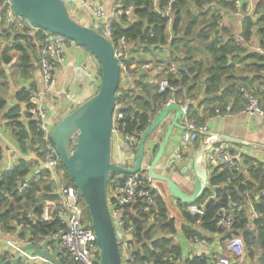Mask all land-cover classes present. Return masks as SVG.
I'll use <instances>...</instances> for the list:
<instances>
[{
	"label": "trees",
	"instance_id": "obj_1",
	"mask_svg": "<svg viewBox=\"0 0 264 264\" xmlns=\"http://www.w3.org/2000/svg\"><path fill=\"white\" fill-rule=\"evenodd\" d=\"M166 1L162 0L158 8L160 9ZM118 3L124 8L133 6L134 20L132 23H127L126 18H119L113 23L114 43L124 40L128 49L133 51L150 50L151 47L162 50L164 53L165 50L168 51L169 59L178 67V74L170 77L169 80L171 84H181L182 94L189 99L195 98L197 86L200 83L204 86L203 99L197 104L194 102L188 108L190 118L202 124L205 122L204 112L211 113L214 108L223 106L228 99H233L238 104L240 86L255 90L262 99L264 58L245 46H236L234 36L230 35L228 28L220 25L218 8L231 10L232 3L224 0H174L170 25L155 11L152 0H118ZM254 9L253 17L247 16L243 19L242 37L249 45L256 35L260 46L264 48V0H255ZM7 32H3L1 38L6 42V46L10 47L2 48L0 64H10L13 59L10 53H16L19 68L23 72L31 70L32 57L27 48L32 45L31 40L24 33L11 30ZM222 36H227V39L221 41ZM100 74V67H98L97 75L100 76ZM3 75L4 72L0 69V77ZM137 85L142 90L141 94L131 99L127 107L122 110L126 131L136 136L145 131L169 96L168 93L158 94L157 85L149 83L146 78L140 79ZM119 94L121 97H116V101L123 98L122 92L118 90L117 95ZM16 98L18 101L26 100V90H20ZM3 107L4 102L0 99V108L3 109ZM18 114L19 107L16 106L5 111L3 118L13 129L17 146L25 151L30 144L34 143L35 126L33 122L24 124L19 121ZM204 137L200 136L197 145L203 143ZM75 141L76 138L71 142V149L75 148ZM37 154L41 153L37 152ZM2 157L3 152L0 148V164ZM247 167L248 176L246 177L242 168ZM262 167L250 159L243 158V163L238 169L213 168L209 185L218 188L214 189V194L208 190L205 191L196 202L198 206L204 204L205 209L204 215L200 217L198 228L193 227L197 217L189 216L184 212L187 206L179 202L177 205L182 212L178 225L177 219L168 217V211L162 199H157L153 205H147V210L142 202H136L126 208L121 215V220L124 228L130 225L135 229L132 254L134 262L178 264L181 248L174 243V236L178 231L180 230L189 241L194 238L202 239L204 232L222 235L216 226L217 215L221 209L230 210L234 205L231 231L242 238L246 247L254 248L250 251L251 255L257 253L259 242L260 263L264 264V221L254 222L253 232H245L249 226L244 210H239L245 206L247 198H251L255 192L253 183L261 182ZM60 170L64 181L73 183L62 165ZM29 174L30 166L25 160H19L8 171L0 170V231L8 234L15 233L23 242L37 244L42 243L49 234L60 227L58 221L51 222L49 226L41 222L44 205L47 202H56L57 196L53 193L51 183L46 179L48 173L32 177L27 182V188L20 192L19 188ZM113 176L114 174H111L109 180ZM211 195L215 197L209 200ZM256 210L262 212V204L257 206ZM84 217L90 223L87 207L84 210ZM20 224L24 226L21 229L18 227ZM157 231H161L162 236L154 239ZM225 238L229 236L222 235V239ZM0 264L26 263L20 258L12 261L7 253H0ZM187 264H207V260L194 257Z\"/></svg>",
	"mask_w": 264,
	"mask_h": 264
},
{
	"label": "built area",
	"instance_id": "obj_2",
	"mask_svg": "<svg viewBox=\"0 0 264 264\" xmlns=\"http://www.w3.org/2000/svg\"><path fill=\"white\" fill-rule=\"evenodd\" d=\"M61 1L68 15L74 21L78 22L80 16H82L83 21H85V17L88 19L91 25L89 27L99 26L98 33L111 42L115 57L118 60L120 69L118 90L120 92H126L124 94L122 93L123 98L116 101L113 114L112 163L114 165L122 168L133 167L139 144V136L141 134L136 136L126 131V124L124 123L125 116L122 110L127 107L131 99L141 94L142 90L137 85V82L139 77L147 72H151L155 77L160 76L156 82H153L158 87V94H169L161 108L173 104L182 111V117L180 119V125L182 127L180 142L174 147L171 154L161 163L162 167L158 169V172L167 176L174 175L179 165L189 159V151L195 148L200 136L208 132L209 121L217 118L222 120L228 119L235 114L243 115L255 121H260L264 118V92L261 99L255 90L240 86L238 88V104L234 102L233 99L226 100L223 106L214 108L211 113L208 111L204 112L205 122L199 124L195 119L188 116V108L191 104H194V101L182 94L183 86L181 84H171L169 80L170 77L178 74V67L169 59L168 51L165 50V58L159 59L157 62H136L135 66L131 67L125 41L118 40L114 43L112 40V25L116 20L119 18H126L127 23L133 22V6L124 8L117 5L110 14H107L102 7L92 4L88 0ZM173 1L174 0H167L159 9L158 4L162 2V0H152L155 11L161 18L168 21V25L171 24L173 18ZM224 1L232 3L233 8L231 10L218 8L220 25L226 27L223 24V20L230 17V15L234 16V18L239 21L240 26V30L237 33L232 34V32H230V35L232 34L234 36L236 46H245L250 51L264 58V48L260 46L258 39L257 41L253 39L251 44L248 45L244 42L242 37L241 27L243 19L247 16H254L253 8L249 9L248 6H245L243 4L245 0ZM247 1L248 0H246V2ZM248 2L250 3V0ZM255 18L256 16L254 19ZM0 24L4 25L8 32L11 30L12 32L24 33L31 40L32 46L36 48L38 70L42 78V85L40 89L26 90L27 110L25 112L19 111L18 120L21 122L34 123L35 134L33 138H35L36 141L34 140V143L30 144L31 146L35 147L37 145V140L42 139L45 143V148L50 152H54V146L50 135L53 125H49L48 123V113L44 107L43 99L54 92L56 74L67 62L66 53L68 46L74 42L69 41L63 36L54 35L48 31L42 30L32 25L26 19L18 16L12 10L10 0H0ZM168 33L170 36L169 29ZM226 39L227 36L221 37V41H225ZM150 50L152 51L154 48L151 47ZM80 73L84 75L88 72L83 68ZM261 89L264 90V84H262ZM116 97L120 98L121 95H116ZM235 104H237L236 109H234ZM6 125L14 132L8 121ZM154 137V139L152 138V142L149 143L145 149L139 170L131 175H114L112 179L109 180L106 188L107 204L118 241L121 242L123 238H126L125 235H130V239H126V242H122L121 245L122 264H149L147 262H134L132 254L134 252L133 241L135 229L130 225L124 228L121 215L126 208L136 202H142L146 206L145 210H147V205H153L157 199L164 198L159 182L151 179L149 176L151 162L156 151V146L159 144L157 134ZM205 141L211 144L206 152L208 169H238V167L242 165L243 157H240L232 150V145L219 142L212 136L207 137ZM37 152L41 154L39 155ZM35 153L34 156L38 158V164L35 162L31 166L33 158L26 161L30 166V174L19 188V191L22 192L27 188V182L32 179V177L47 175L48 173L46 179L51 183L53 193L58 199L56 202H47L44 205L41 222L51 224L53 221H58L60 227L55 232L49 234L44 240L50 241L51 246L54 244L58 247L61 254L57 259L60 264H100L99 247L91 224L85 220L84 210L86 205L81 193L73 183H66L64 181L63 173L60 170L61 163L57 156L52 158L50 154L41 149L36 150ZM8 158L10 161L15 162V165L16 162L19 161L15 151L9 152ZM33 167L35 169L31 173V168ZM247 169L248 167L242 168L244 174H247ZM262 171H264V166ZM215 188L218 187H210L208 182L207 189L211 194H214L213 191ZM214 197L215 196L211 195L208 199L210 200ZM262 199H264V188L258 191L255 203L252 204L250 208L246 209L243 207L239 209L244 210L248 226L257 221H264V203H262ZM261 204L262 212L256 210V207ZM233 206L234 205H232L230 210L221 209L217 215L216 226L222 235H227L229 238L224 239V250L228 257H220L216 264H239L246 252V246L240 236L235 234L228 235V232L231 231L233 221ZM184 212L189 216L197 217L193 227L198 228L200 225V217H202L205 212L204 204L199 206L196 204L188 206ZM18 227L21 229L24 226L20 224ZM204 235L206 234L204 233L202 236ZM201 241H203V238L200 240L194 238L190 242ZM21 242L25 246L29 244L27 242ZM29 259H34V261L29 264H50L34 256L29 257Z\"/></svg>",
	"mask_w": 264,
	"mask_h": 264
},
{
	"label": "water",
	"instance_id": "obj_3",
	"mask_svg": "<svg viewBox=\"0 0 264 264\" xmlns=\"http://www.w3.org/2000/svg\"><path fill=\"white\" fill-rule=\"evenodd\" d=\"M12 10L18 16L26 19L32 25L54 35L65 37L77 46L85 49L98 63L101 74L91 82L96 84V92L89 99L80 103L51 129V141L54 152L45 148L42 139L37 140L33 150H43L52 158L58 157L62 167L68 173L75 187L81 193L87 207L90 224L96 236L99 247L100 264H122L121 245L126 242L117 239L113 220L110 216L106 188L111 174L131 175L136 173L141 165L146 147L152 142L153 135L160 130L163 123L168 126L156 146V152L151 162L149 176L163 184L170 196L184 206L195 205L207 191L208 165L206 152L211 146L205 140L199 146L194 156L189 160L186 171L192 176V192L187 194L172 176H167L158 169L167 152L170 139L176 130H182L180 119L182 111L176 105L170 104L162 108L154 116L145 131L139 136V144L132 168H122L112 163V123L119 89L120 69L111 42L98 33L99 26L88 27L74 21L61 0H10ZM126 91H122L124 94ZM203 136H208L204 134ZM219 142L235 144L237 140L211 135ZM76 138L75 148L71 142ZM49 226L50 223H43ZM245 232H251L249 229ZM233 234L232 231L228 235ZM51 242L29 243L15 252L14 261L20 253L30 252L37 259L50 264H60L61 254L56 248L50 252ZM260 247V245H259Z\"/></svg>",
	"mask_w": 264,
	"mask_h": 264
},
{
	"label": "crops",
	"instance_id": "obj_4",
	"mask_svg": "<svg viewBox=\"0 0 264 264\" xmlns=\"http://www.w3.org/2000/svg\"><path fill=\"white\" fill-rule=\"evenodd\" d=\"M92 4L102 7L107 14H110L113 8L119 5L118 0H88ZM249 1V0H248ZM244 1V5L248 8H253L255 5V0H250L249 2ZM79 21L82 20L80 16ZM78 21V22H79ZM229 21V22H226ZM85 26H91L88 19L85 17L83 21ZM224 26L228 27V30L232 34L237 33L240 30L239 21L230 15L223 20ZM7 32L4 25L0 24V53L2 48L10 47L6 46V42L1 38V34ZM8 33V32H7ZM257 41V36L255 35ZM264 42V39H263ZM257 44V43H255ZM29 55L32 57L31 70L23 72L17 63L18 55L15 53H10L12 56V61L10 64H0V69L3 70L4 75L0 77V99L4 102L3 109L0 108V148L3 152V157L0 164L1 171L9 170L15 162H12L8 158V154L11 151L17 153L18 160L28 161L33 158L31 166L38 161V158L34 156L35 150L28 148L22 151L15 141L14 133L6 125V120L3 118L5 111L16 106L19 107V111L25 112L27 110V101H18L16 98L17 93L20 90L28 89H40L42 85V78L38 70V59L37 52L34 46L29 45L28 47ZM132 48V47H131ZM129 62L131 67L135 66L136 62H157L159 59H163L166 56L162 50H139L133 51L132 49L128 53ZM67 62L63 65L56 74V83L54 86V92L43 99V104L48 113V123L49 125H54L58 123L62 118H64L73 108L77 107L80 103L89 99L96 88V84L92 85L94 77L97 76L98 63L92 58V56L86 52L83 48L77 46L75 43L69 44L67 53ZM85 68L87 74H81L80 71ZM135 74V71L133 70ZM149 83L156 82L160 76L155 77L151 72L144 73L139 80L145 79ZM138 80V81H139ZM204 97V86L200 83L197 86V92L195 98L193 99L195 104L201 101ZM162 109V108H161ZM200 112V111H199ZM204 117V116H203ZM153 120V119H152ZM24 124L25 122L22 121ZM168 122L163 123L155 134H157L158 142L161 140ZM208 136H226L237 140V143L232 145V150L235 151L240 157L252 160L254 163L264 166V118L260 121H255L251 118H247L240 114H235L228 119H213L208 122ZM181 130H176L172 135L169 145L167 147V152L164 160L168 157L174 147L180 142ZM203 136V135H202ZM201 136V137H202ZM154 137V135H153ZM155 138V137H154ZM153 138V139H154ZM207 136L204 137V140ZM196 143L195 148L191 149L188 154V160L183 162L177 168L176 173L173 175L176 182L179 183L180 187L187 193L192 192V176L186 171V166L189 160L194 156L195 152L198 150L199 146ZM163 160V161H164ZM17 164V162H16ZM38 164V162L36 163ZM263 168V167H262ZM34 167L31 168V173L34 171ZM213 169V168H212ZM212 169H208V179L211 176ZM244 176H248L246 173ZM255 192L251 198H247L245 203V208L248 209L252 204L255 203L256 197L258 196V191L264 188V171H262L261 182H254ZM164 198L162 201L165 204V208L168 211V217L178 219L181 216V209L166 189L162 190ZM58 199V197H57ZM263 201V199H262ZM264 202V201H263ZM179 222L177 223V225ZM249 230L253 232V224L249 225ZM206 235L203 236V241L201 242H190L184 237V235L179 230L176 236H174V243L181 248V256L179 258L178 264H187L194 257H201V260H207V264H216L217 260L222 257H228L224 250V240L222 235L209 234L204 232ZM125 239H130V235H125ZM162 236L161 231H157L154 239ZM17 234L15 233H2L0 231V253H7L8 256L14 261L15 252L25 246L21 241L18 240ZM257 247V253L251 255L250 251L254 250L253 247H246V252L244 253L239 264H261V246ZM56 245H52L50 252H55ZM61 253V252H60ZM32 257L30 252L20 253L19 258L22 259L26 264L34 261V259H29ZM235 264V263H234Z\"/></svg>",
	"mask_w": 264,
	"mask_h": 264
},
{
	"label": "rangeland",
	"instance_id": "obj_5",
	"mask_svg": "<svg viewBox=\"0 0 264 264\" xmlns=\"http://www.w3.org/2000/svg\"><path fill=\"white\" fill-rule=\"evenodd\" d=\"M79 23L82 25V24H84L83 23V21H79ZM127 48H128V46H126ZM130 50L131 49H128V53L130 52ZM93 58V57H92ZM97 89V88H96ZM159 185H160V187H161V189L163 190V189H165L166 187L163 185V184H161V183H159ZM89 223V222H88Z\"/></svg>",
	"mask_w": 264,
	"mask_h": 264
}]
</instances>
